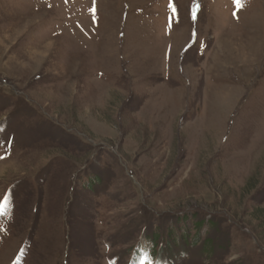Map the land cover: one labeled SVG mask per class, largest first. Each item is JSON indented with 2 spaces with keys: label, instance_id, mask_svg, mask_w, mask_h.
I'll return each instance as SVG.
<instances>
[{
  "label": "rangeland",
  "instance_id": "obj_1",
  "mask_svg": "<svg viewBox=\"0 0 264 264\" xmlns=\"http://www.w3.org/2000/svg\"><path fill=\"white\" fill-rule=\"evenodd\" d=\"M0 264H264V0H0Z\"/></svg>",
  "mask_w": 264,
  "mask_h": 264
},
{
  "label": "snow or ice",
  "instance_id": "obj_2",
  "mask_svg": "<svg viewBox=\"0 0 264 264\" xmlns=\"http://www.w3.org/2000/svg\"><path fill=\"white\" fill-rule=\"evenodd\" d=\"M237 3H239V0H237Z\"/></svg>",
  "mask_w": 264,
  "mask_h": 264
}]
</instances>
